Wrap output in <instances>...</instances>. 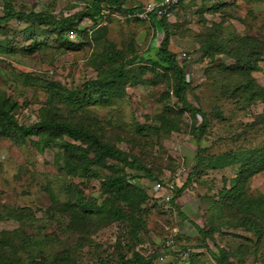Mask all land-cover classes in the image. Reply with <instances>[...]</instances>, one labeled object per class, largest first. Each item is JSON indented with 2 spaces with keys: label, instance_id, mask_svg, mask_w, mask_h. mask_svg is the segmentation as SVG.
Segmentation results:
<instances>
[{
  "label": "rangeland",
  "instance_id": "374dc122",
  "mask_svg": "<svg viewBox=\"0 0 264 264\" xmlns=\"http://www.w3.org/2000/svg\"><path fill=\"white\" fill-rule=\"evenodd\" d=\"M117 1L0 0L18 14L0 21V110L84 132L0 137V261L264 264V0H182L164 31L124 12L149 0ZM156 181L179 196L153 201Z\"/></svg>",
  "mask_w": 264,
  "mask_h": 264
},
{
  "label": "trees",
  "instance_id": "16d2710c",
  "mask_svg": "<svg viewBox=\"0 0 264 264\" xmlns=\"http://www.w3.org/2000/svg\"><path fill=\"white\" fill-rule=\"evenodd\" d=\"M104 1H106L110 4L112 3L118 7L121 4L117 0H104ZM151 1L153 3H158L161 0H149V2H151ZM181 1L182 0H180L177 3V5L171 9L169 15L158 17L156 14V11H152L151 13L148 14V16H149L148 20L151 21L153 24H156L159 29H162V31H164V27L160 23V21H163V22L168 21L169 17L172 16L173 10H175L178 7V5L180 4ZM145 3H143L142 5H132L129 7V9L125 8L124 12H134V14L138 17V14L143 11V7H144ZM14 16H18V14H15L14 12H12V10L8 7L7 13L4 15L3 18H0V21L1 22L7 21ZM27 18H29V19L30 18H36V20H38L39 23L49 22V19L40 13L30 14L29 16H27ZM61 27L64 28V26H61ZM157 57L160 59V62L165 67H170L171 69H173L175 71L176 75L178 76L179 86L175 91V95H176L178 101L180 103H182L184 108H186V109L189 108V109H192L195 113H200V111L193 109L192 106L190 104H188V102L184 98V92H185L186 87H187V84L184 80L185 79L184 74H183V68L185 67V64H183L182 60L179 61V59H181V58L183 59V57L180 58L177 56V58H176V56L174 54L170 53L167 50V39L166 38H164L159 45V48L157 50ZM184 57H185V55H184ZM200 122L201 123L204 122V126H203V124L200 123V125H198V127L200 129H205L206 120H205L204 116H202V120ZM83 134H84V132H82L80 129H77V128L69 125V124H66L65 122L64 123L63 122H53V123L47 124L44 121V122H40L38 124H34V125H31L28 127L18 125L16 123V121L14 120L12 115H10L7 111L0 110V137L13 139L16 143L22 142L25 137L36 136V137L40 138V140L42 141V143L45 146L50 147V146L55 145L56 144L55 140L62 135L79 136V135H83ZM62 147H64L66 149L68 147V144L63 143ZM106 151L112 152V151H108V150H106ZM116 153L117 152L115 150H114V152H112V154H116ZM133 162L135 163V161H133ZM262 169H264V166L262 167ZM145 174H146L148 179H152V174L150 173L149 170H145ZM192 178H193V174H192V170H190V171H188L184 185L193 184V183H191ZM125 184H126L125 178L120 177V178L109 179L107 186H109V188H111L113 191L117 192ZM176 196H179V193H176L175 195H173L170 202H173V200L175 199ZM151 197H152L153 201H158L161 199L159 197L158 198L154 197V196H151ZM162 202L163 203H169V202H164V201H162ZM113 215L116 218H124L123 215L121 214V212H119L117 210L114 211ZM180 215L186 219V217L182 213ZM195 228L197 229L198 232H200L202 237H205V233H203L202 230H200L196 226H195ZM213 257L216 259V262L218 264H224V262L220 258H218L217 256L213 255ZM121 263L122 264H148V262H142L141 256L138 254H135L133 260H130V259L125 260V259L121 258ZM0 264H12V263L7 262L3 258V260L0 261Z\"/></svg>",
  "mask_w": 264,
  "mask_h": 264
},
{
  "label": "built area",
  "instance_id": "2783aa9c",
  "mask_svg": "<svg viewBox=\"0 0 264 264\" xmlns=\"http://www.w3.org/2000/svg\"><path fill=\"white\" fill-rule=\"evenodd\" d=\"M180 0H161L158 3L147 2L145 3L143 7V11L138 14V17H141L144 20H147L149 18L148 14L152 11H156V14L158 17L161 16H167L169 15L171 9L177 5V3ZM184 57V55H183ZM183 173H187V170L185 167L181 165V168L177 172V177L180 176ZM175 190V185L173 183L171 184H164L162 182H154L151 187V191L153 192V195H159L156 196L157 198H161L164 202H170L173 196Z\"/></svg>",
  "mask_w": 264,
  "mask_h": 264
}]
</instances>
